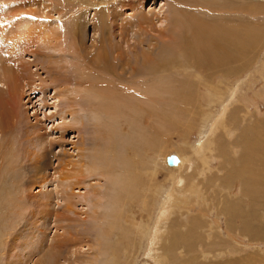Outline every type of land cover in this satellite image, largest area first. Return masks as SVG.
I'll list each match as a JSON object with an SVG mask.
<instances>
[{
    "label": "bare ground",
    "instance_id": "1",
    "mask_svg": "<svg viewBox=\"0 0 264 264\" xmlns=\"http://www.w3.org/2000/svg\"><path fill=\"white\" fill-rule=\"evenodd\" d=\"M29 1L0 0V185L5 180L21 179L18 192L14 187L13 191L0 187V226L6 222L4 231L0 230V264H105L100 253L102 229L109 225L110 214L121 213L120 209L109 211L110 197L115 202L113 206L126 207L129 213L130 206L139 201L140 213L146 212L145 219L141 215L143 221L136 219L133 212H123L120 219L112 218L123 220L125 227L134 228L147 243L159 245V239L168 234L159 226L150 234L147 220L157 213L160 218L165 217L170 196L177 200V195L153 183L155 170L160 164L167 178L176 171L180 175L186 160L179 152H168L169 140L157 141L152 135L153 125L166 120V105L173 108L171 113L179 111L174 106L176 93H185L179 95L191 120L193 110L204 108L205 101L211 112L205 109L199 120L206 123L212 109L220 107L225 92L232 100L249 83L245 79L237 82L235 89L230 88L233 77L247 66V57L239 58L241 45H236V37L249 32L245 25L238 29L240 24H234L235 0H224L221 9L206 11L211 25L200 34L190 39L174 37V41L171 9L175 13L176 8H170V0H149L147 11L144 5L148 0L119 2L120 6L105 9V23L100 27L95 17L103 7L98 5L107 1L87 0V5L93 4L92 17L88 19L94 32L92 41H67L62 13L53 12L54 6L40 9L35 5L39 2ZM192 6L187 8L189 15L205 14ZM159 47L170 53L175 51L173 61L164 63L162 58L157 66ZM175 58L189 59L193 64L177 65ZM202 69L217 77L212 75L208 80L205 73L201 75ZM215 79L218 80L214 84ZM161 92H167L168 98L158 95ZM243 96L242 93L240 98L245 110L232 109L229 119L235 120L238 113L249 110L253 101ZM225 107H221L222 112ZM217 113L219 118L215 117L208 131V123L205 130H198L200 144L215 131L216 125L230 136L231 124L224 125L221 110ZM190 123L184 122L181 133L175 129L174 133L185 138ZM168 130L169 135L173 134ZM251 130L250 136L240 134L239 144L236 142L243 147V164L253 160L254 153L258 158L264 154V126ZM132 138H136L135 142ZM135 143L143 149L135 150ZM117 146L121 154H112ZM169 155L177 157V164H167ZM235 163L229 166L240 172L244 197L256 204L257 187L264 188V181L259 184L251 169L242 172ZM177 176V186L181 188L183 176ZM193 186L189 187L191 191ZM249 189L251 193H247ZM147 193L152 195L151 206L143 197ZM230 226L228 234L233 228ZM152 251L153 245L148 252Z\"/></svg>",
    "mask_w": 264,
    "mask_h": 264
},
{
    "label": "rangeland",
    "instance_id": "2",
    "mask_svg": "<svg viewBox=\"0 0 264 264\" xmlns=\"http://www.w3.org/2000/svg\"><path fill=\"white\" fill-rule=\"evenodd\" d=\"M34 1L35 3L39 2L35 5L36 7L37 5L41 6L38 7L40 9H43L44 7L54 6L53 12L57 11L62 13V23H64L63 25L65 27L67 26L66 30H68L66 31L67 41H80V39L81 41L95 40L93 39L94 32L92 23L91 21L89 22L90 17H92V11L90 8L93 4L87 5V0H30L29 2H31L30 4H33ZM95 1H99L100 3V1L102 0ZM106 1L107 4L98 5V8H100V6L101 8L103 7L101 10H98L99 14H97L95 17L96 23L99 25V27L101 26V24L105 23V9L112 8L115 5L120 6L119 2L121 4L125 0ZM159 1L160 0H158V2ZM174 1H169V6L172 5L170 6V8H176L175 13L171 9V13L173 15L171 16V18L174 22L173 26L170 29L174 32L171 41L174 39V37H180L182 39L186 37L190 39L195 35L200 34V32L206 29L207 25H211L209 23L210 21H207L210 19V17L206 16L208 14L206 13V11L210 12L212 10H218V8L221 9L224 3V0H200V2L203 1L201 3L199 2V0ZM191 4L194 5L192 6ZM150 5V1L148 0V2H146V4L144 5V10L146 9L147 11ZM191 6L204 10L205 14H202L200 16V14L190 12V16L187 8ZM235 6H237V11L235 10V12H233L235 16L234 24H240L239 26H237L238 29H241V27L244 25L247 29H249V32L246 36L238 34L236 37L238 41H235L236 45H241L238 52L240 56L239 58L247 57V66L242 68L239 72H237V75L233 77L234 82L231 83L230 86L232 87L230 88L235 89L237 82L245 79L249 82L244 87L242 92L244 94V99L253 101L252 104L249 105V110H247V113L245 114L238 113V118L235 115V120L229 119V115L232 109L234 110V108H237L240 109L241 112L245 110L242 108L244 101L243 103L241 102L242 100L240 98V95L242 93L240 95H236L231 100L230 94L225 92V94H223L221 98L222 100L220 107L212 109V113L210 116H208V121L205 123L204 121L199 120V115L206 109L204 104L205 101L202 102V106L204 108H197L193 110L194 120H191V117L189 116L190 113L185 112V107L182 106V104L184 105V102H182L180 95H183L185 93L174 94V106L175 108L178 107L177 109L179 111L174 110L175 112L173 111V114V112L171 113L173 108L166 105V109H163V111L165 112V119L167 121L161 120L160 123L158 121L153 125V131H151L152 135L157 139L158 142H166L169 140V148H167L169 150V153L179 152L178 154H180L186 160L184 162L185 164H183V171L180 173V175L184 173V175H182L183 177L178 175L177 171L175 173L176 176L178 175L177 177H182L184 182L182 184L183 186H181L180 188V186H177L178 182L176 176L171 175L167 178V174L163 166L160 164L157 165L156 170L158 171L155 170L156 176L153 183L156 185L161 184L162 186H164V188L168 190L171 189V192L174 191L175 195H177V200H174L173 197L170 196V208L169 213L165 216V225H162V220L165 217L160 218V213L152 214L150 216L151 218H148L147 220V229L149 228L150 234L155 229L160 227L162 231L168 234V236L166 238H160L159 245L147 243V240L144 236L139 238L140 234L138 233V231H134V228H132L131 226H129V228L125 227L123 225V220L114 221L112 217L120 219L122 213L128 211L127 209H125L126 207L122 208L119 205L113 206L115 202L110 197L111 205L109 211H119L120 209L121 213L110 214V218L108 220L109 223H107L109 225L102 229L103 232L101 233L102 239L100 253H102V255L104 256L103 259L105 260V264H236L237 261V264H264V188L257 187L255 199H257L258 201L256 204L251 202L253 200L250 197L246 199L247 197L245 198L242 193L244 186L242 185L243 181L241 180V177L239 179L240 172H235V166H229V163L232 164L236 162V166H239L238 168L239 170H243L242 172L249 171L251 169L250 171H253L259 178V184L262 180L264 181V160H261L264 159V154L261 155L260 158H258L259 155L257 153H254V157L256 156L255 158L258 159L253 158V160L245 162L247 164H243L242 159H240V157L244 159V157H242L243 147L236 145V142L240 140V134H246L247 136H250L252 133V127L254 128L258 125H260L261 127L264 126V0H245L244 2H241V0H235ZM243 6L247 7V10H243ZM33 8H35V6ZM49 10L52 11L50 8ZM46 11L47 9L43 10L42 12ZM229 15L230 14L228 13L225 15V17H228ZM73 27L77 29V33L76 30L73 29ZM79 33H81L82 35ZM177 42L180 43L179 41ZM242 42H244V44ZM175 46L176 45H172L173 48H175ZM158 49L160 51H157L156 54V58H158V61L156 62L157 66L159 63H162L163 60V62L165 63L166 60L171 59L177 54L173 50L172 53H170L162 47H159ZM241 49L243 50L242 52H240ZM158 52H160L161 54H159ZM162 58L163 60L160 61L159 59ZM171 61L173 60L171 59ZM180 61L183 63H181ZM180 61L175 58V62L177 65H185L187 63V66H191L193 64L192 60L189 59L183 61V59L180 58ZM240 64L241 63H237V66L240 67ZM201 75L205 76V78L207 77L208 80L210 77H217L216 75H213L206 71L204 72L203 69ZM217 80L218 79L214 80V84L217 82ZM169 91H174V89ZM167 92H161L158 95L168 98ZM204 96H206V94H204ZM214 104L216 105L215 102ZM225 105V111L222 112L221 107ZM219 110H221V120H223L224 125L229 123L231 124V128L228 130L230 132V136H227L224 133L223 129H218V125H216L214 126L215 131L211 132L212 134L210 133L208 135V139L205 138L200 144L198 139V130L200 129V127L202 130H205V128H207L208 126V123L209 126L207 130H205L208 131L212 123L215 121V117L216 120L219 118L217 113ZM207 111L211 112V110L209 109ZM257 112L258 116H255V113ZM30 113H32V110H30ZM171 116L174 119H172ZM188 121L192 124L190 123L191 128L189 129V133L186 134L185 138L183 137V135L180 137L178 134L174 133L175 130L181 133V130L185 128L184 122ZM146 123L149 124L150 120L147 119ZM249 128L251 129L248 131ZM168 129H171V132ZM167 130L169 133L173 134L169 135L167 133ZM167 135L169 138H166ZM132 139L135 142L136 138ZM138 142L140 143V141ZM196 142L198 144H196ZM118 143L116 144L118 145ZM237 144H239V142ZM134 146L135 150L137 151L143 149L141 144L138 146V143H135ZM140 147L142 149H140ZM117 148L118 146L115 148V151H113L112 154H121L122 151L117 152V150H119ZM233 152L235 153V155L233 154ZM16 166L18 167V165ZM259 170L261 172H259ZM119 173L121 172H118V174ZM7 175L6 178L8 179ZM17 184H21V179L17 181H2L0 187L3 186L1 188L7 189L10 187L9 189L13 191V189H17ZM192 185H195V187L193 186V191H191L189 188ZM178 187L180 189H178ZM250 191L251 190L249 189L247 193H251ZM15 192H18V189ZM21 192L22 191H19V193ZM10 194H13V192H11ZM143 197H145V201L147 202L148 206H151L153 204L152 195L150 196V193H147V195ZM140 205V202L137 201L136 205H131V209L128 210H130V213H136V219L143 221L141 215L145 219L146 212L140 213V209L142 210V207L140 208ZM178 206L180 207V210ZM130 213L128 212V214ZM213 223L215 224V227ZM216 224L219 225L218 228ZM3 225L5 226L6 222H4ZM3 225L0 226V230L4 231V229H2ZM121 225L123 228L129 230L127 231L121 228ZM230 225H233V228H231L228 234L226 230ZM187 235L188 237H186ZM227 235H230L231 238H229ZM169 239L172 240V242ZM184 240H187L188 242H184ZM151 245H153V251L149 253L148 250L151 249Z\"/></svg>",
    "mask_w": 264,
    "mask_h": 264
},
{
    "label": "water",
    "instance_id": "3",
    "mask_svg": "<svg viewBox=\"0 0 264 264\" xmlns=\"http://www.w3.org/2000/svg\"><path fill=\"white\" fill-rule=\"evenodd\" d=\"M166 162L168 165L172 166V165L177 164L178 160H177V157L175 155H169L166 158Z\"/></svg>",
    "mask_w": 264,
    "mask_h": 264
}]
</instances>
